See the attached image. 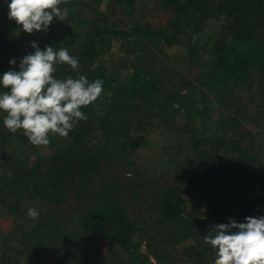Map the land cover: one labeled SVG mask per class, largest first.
Returning a JSON list of instances; mask_svg holds the SVG:
<instances>
[{
  "label": "trees",
  "instance_id": "trees-1",
  "mask_svg": "<svg viewBox=\"0 0 264 264\" xmlns=\"http://www.w3.org/2000/svg\"><path fill=\"white\" fill-rule=\"evenodd\" d=\"M101 1L71 0L61 5L67 19L54 18L47 32L25 33L19 38L0 33V77L10 70L18 71V61L35 51L31 43L36 42L41 50L46 46L67 48L79 60V72L67 65L59 66L58 78L85 75L90 82H104L98 100L82 109L87 121H80L67 139L52 138L46 146L50 148L48 154L40 153L42 146L31 145L22 131L10 133L0 112V218L15 215L25 202H32L48 212L50 221L46 224L77 222L78 229L65 234L73 236L69 244L58 247L70 255L66 264H153V258L156 264H178L183 256L184 262L191 264H214L215 252L204 237L214 235L215 225L228 223L232 214L222 217L218 211V216L211 218L188 211L182 191L201 194L202 189L213 191L214 187L225 191L235 201L231 208L237 223H243L247 216L255 217L254 210L264 214V206L257 207L254 201L242 207L241 188L250 186L242 176L244 165L247 175L252 176L253 172L263 174L264 163L258 150L251 151L252 140L244 143L252 133L242 130V96L236 93L255 88L252 98H261L264 115V0H160L161 7L170 8L173 14L171 21L161 27L142 25L133 16L138 0H110L120 3L121 11L129 15L125 26L123 19H112L114 11L101 12L96 7ZM214 16H224L227 23L213 44L208 48L190 43L189 66L197 68L201 62L206 68L204 73L200 68L187 74L175 68L157 70L153 63L157 56L147 59L157 39L171 46L181 40L182 34L192 38ZM7 17L8 11L0 8V26ZM6 26L9 32L7 22ZM117 40L124 42L126 56L118 58V66H108L105 57ZM201 51L208 55L206 61L193 57ZM135 54L128 71H122L130 55ZM13 58L18 63L13 65L15 68L9 63ZM161 126L193 140L191 151L182 161L178 159L184 146L168 147L173 175L179 176L184 170L188 173L177 178L178 186L155 183L157 187L146 204L134 202L129 190L130 186L153 184L144 179H129L125 184L124 177L116 174L121 190L115 189L120 184H102L98 190L94 185L87 187L104 168L122 167L123 159L136 152L147 141V135ZM225 156L232 160L225 167L229 174L214 182L207 176L218 170L215 165ZM5 166L11 167L10 173ZM231 183L235 188H229ZM73 204L78 210L75 217L62 214L64 205ZM143 206L147 207V218L137 213V207ZM33 228L36 239L38 225ZM86 235L107 241L123 254L111 248V254L98 258L92 244L83 238ZM185 240L192 244L182 249Z\"/></svg>",
  "mask_w": 264,
  "mask_h": 264
},
{
  "label": "rangeland",
  "instance_id": "rangeland-1",
  "mask_svg": "<svg viewBox=\"0 0 264 264\" xmlns=\"http://www.w3.org/2000/svg\"><path fill=\"white\" fill-rule=\"evenodd\" d=\"M1 2L2 0H0V8L9 11L8 4L6 2ZM8 2L10 3V0ZM96 7H98L101 12L114 11L112 19H123L126 21L123 23V26H125L128 22L127 20L129 15L124 14L121 11L122 6L120 3L114 4L111 3L110 0H102L101 4L96 5ZM133 16L141 22L142 25L161 27L166 26L168 22L171 21L173 14L170 8L164 6L161 7L160 0H138V4L133 11ZM6 22L8 23V28L11 29V32H8ZM226 23L227 21L224 16H214L205 22L201 32L195 34L192 38L191 36L182 34L180 37L181 40L177 44L171 46L164 44L163 39H157L154 41L155 45H153V43H149L154 47L151 48L153 54H148L147 59H151L154 55L155 57L157 56V61H153L157 70L163 68H175L180 71L182 70L187 74L188 71L193 72L197 71V68H200V71L204 73L206 68H203L201 62V66L197 64V68L189 66L192 62V57L190 56V43L192 42L194 47L196 45L198 47L206 45L209 48L213 44L214 39L221 34L220 32ZM3 31L12 35L15 34L18 38L25 34V32L18 28L16 22L14 20H10L8 17L0 26V33H3ZM137 55L139 56V53H137ZM123 56H126L124 42L122 40H117L113 43L111 51L105 57L106 65L118 66V58ZM194 56H198L201 61H206L208 59V57H206L208 55L203 53V51H201L198 55L194 53L193 57ZM136 57V54L133 56L130 55V61L126 64L127 67H124L122 71H128V68L131 67L133 63L132 61H134V58ZM18 63H16L15 66ZM11 67L15 68L13 65ZM253 89L249 91L236 90V93L242 96L240 98L243 105V114L240 115L244 119L242 130L245 134L248 133V131L252 133V137L246 136L247 140H245L244 143L247 144L250 140H252L251 143H253V149H251V151L255 152L258 150L259 157H261V161L264 163V115H262L261 111L263 107L260 103L261 98L258 97V100L252 98L255 94L252 93ZM244 116L247 118H244ZM253 119H257V121L255 122ZM227 137L231 138V135L228 134ZM192 141L193 140L188 139L187 136L181 135L177 132L171 133L164 126L155 128L147 135V141L136 152L130 153L123 159L122 167L114 166L112 169H109L108 167L104 168L100 175L94 177L95 180L93 183H87V187L94 185L95 190H98L102 184H120L117 185L115 189L120 187L121 190V183H118V180L120 179L115 176L116 174H121L122 177H124L125 184H127L129 179H144L152 182L153 184L144 185V183V186H130L129 190L131 192V199L134 202L146 204L151 199V192L157 187V184L155 183L160 184L162 187H164L166 183H173L178 186L179 183L177 178H183L188 174L185 173L187 170H184V172H179V176L173 175L174 165L169 163V144L172 146H184L182 149L183 154L178 159V161H182L185 155L187 153L189 154V151H191L189 146ZM251 143H249V145ZM261 145L263 147H261ZM207 146L208 145L203 146L204 149ZM20 148L23 149L25 147L21 146ZM38 151L42 154H48L50 153V148L42 146L38 149ZM192 156H195V154L192 153ZM231 161V159L225 156L219 164L215 165L218 167V170L212 172L211 175H208L207 177H210V179L214 182L222 180L229 174L225 167L227 163ZM2 163L3 162L0 163L1 166ZM245 166L246 163L244 165L242 176H244L246 184L248 183L250 186L247 187L244 184L245 186L241 188L243 189V195L240 197L242 207L246 208V202L253 201L256 202L257 207L260 205L264 206V170L262 172L263 174L253 172L252 176H248ZM186 167L190 169V164L187 163ZM4 168L5 171L9 170L10 173V166H5ZM232 187L235 188L233 183L230 184L229 188ZM202 190H204V192L201 194H199L196 190H190L188 193L186 191H182L184 206L188 211H196L202 214L203 217L211 218L217 217L218 211L219 215L222 217L231 213V218L235 221L238 220L235 217V211L231 208V205L235 203V201L234 199L227 197L225 191L222 193V191L216 187L213 188V191H209L207 189ZM237 201L240 202V199ZM29 208H35L39 212V217L36 220H32L27 215ZM145 208L147 207H137V213L140 217H148ZM62 209V214H68L72 217H75L78 213L76 204H73L72 206L64 205ZM262 209H264V207ZM42 210L44 209L41 204L36 205L32 202H25L23 206L19 208L17 214H10L8 216L5 215L0 218V264H66L70 255L65 254V249H62V251L58 250V247H62L64 244H69L68 241H70L73 236L71 235L70 237H67L65 234L74 232L75 229H78L77 222L72 223L67 220H62L60 225L48 224L49 222L46 224V222L48 220L50 221V219L47 218L48 212ZM254 211L255 217L264 216L262 211ZM36 224L38 225L37 234L39 236H37V238L39 240L37 238L35 239L32 235L34 230L33 227H35ZM61 229H63V231H61ZM59 235H62V237H59ZM83 238L92 244L90 247L92 248L95 256L99 255L98 258L111 254V248L113 250L115 249L107 241H103L99 237L86 235L83 236ZM191 244V240H185L183 244H181L182 249L187 248ZM66 248L70 251V247ZM145 249L146 247L143 246L144 252L148 253ZM115 251L119 252L120 256L123 254V252L118 249H115ZM184 257L185 256H183L182 259H178V264H191L184 262ZM152 260L154 262L153 264H156L154 258Z\"/></svg>",
  "mask_w": 264,
  "mask_h": 264
},
{
  "label": "clouds",
  "instance_id": "clouds-1",
  "mask_svg": "<svg viewBox=\"0 0 264 264\" xmlns=\"http://www.w3.org/2000/svg\"><path fill=\"white\" fill-rule=\"evenodd\" d=\"M8 18L27 33L47 32L54 18L65 21L67 14L61 5L71 0H5ZM35 50L19 61V70H10L0 77V112L3 125L10 133L22 131L33 146H48L52 138L67 139L80 121L88 117L83 108L92 105L103 93V80L89 81L85 75L58 78L59 66L67 65L79 72V60L67 48L46 46ZM10 59V65L16 64ZM27 215L39 217L35 208ZM245 222L215 225V234L204 242L215 252L214 264H264V216H247Z\"/></svg>",
  "mask_w": 264,
  "mask_h": 264
}]
</instances>
